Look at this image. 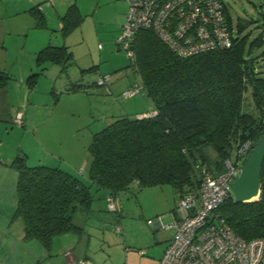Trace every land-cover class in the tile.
<instances>
[{
	"label": "trees",
	"instance_id": "16d2710c",
	"mask_svg": "<svg viewBox=\"0 0 264 264\" xmlns=\"http://www.w3.org/2000/svg\"><path fill=\"white\" fill-rule=\"evenodd\" d=\"M33 13L43 24L42 14ZM62 19L65 31L82 17L70 5ZM228 20L229 48L186 58L176 55L152 29L134 34L131 62L154 113L115 116L92 135L87 183L60 166H29L23 153L15 156L14 216L22 221L24 239L37 240L49 251L54 237L80 232L92 207V188L117 196L132 182L142 187L170 184L180 197L197 191L203 169L220 173L224 160L235 156L243 143L249 141L250 149L255 145L264 135V69L257 62L264 57V33L250 39L239 21L235 34ZM72 62L64 46L44 47L36 54L38 70L28 76V86L36 83L47 63L66 71ZM81 90V84L68 89ZM260 181L259 199L237 202L230 196L217 209L233 233L245 240L264 239V162Z\"/></svg>",
	"mask_w": 264,
	"mask_h": 264
},
{
	"label": "rangeland",
	"instance_id": "374dc122",
	"mask_svg": "<svg viewBox=\"0 0 264 264\" xmlns=\"http://www.w3.org/2000/svg\"><path fill=\"white\" fill-rule=\"evenodd\" d=\"M223 1L235 34H237V24L239 21L245 23L244 25L246 26L242 32H250V39L264 33V0ZM78 2L82 7L81 11L83 14H86L89 3L90 10L94 8V11L90 15L92 26L86 31L87 38L89 39L84 52L94 54L95 59L92 63L90 60H87L86 55L81 54L82 52L77 53L79 55H77L76 62L69 66L65 72H59L58 66L49 65V70L39 78L37 97L39 105L44 103H47L50 107L52 105L55 111L63 112V116L71 120L69 124L71 126L69 130L73 133L71 140H69L66 133L64 137L66 140H63V142L58 141L61 145L49 148L50 150L48 149L58 154L63 148L62 155L65 159L63 158L62 162L53 163L54 166H60L63 169L69 170L87 183L88 165L84 167V173L81 174L77 171L79 169L77 162L79 164L85 158L89 161L90 156L87 146L90 143L92 135L112 120L111 114L135 116L139 110L149 109L150 101L143 88L133 96L127 98L123 96V92L127 88L134 85L142 87L139 75L134 70L131 60L127 57L125 51L116 44L121 24H123L122 21L128 10L127 0H78ZM262 37H264V34H262ZM99 44L101 45L100 49L98 48ZM261 50L262 48L257 49L254 53L259 54ZM98 57L101 58L99 59L102 60L101 63H99ZM257 62L260 65V69H264V57L260 56L257 58ZM92 64L100 65V71L96 68H92L87 72L81 71V69H86ZM100 74L101 76L110 75V80L105 86L96 85L95 83L96 76ZM73 84H81L84 90H81L79 93L69 94L67 91ZM106 86L110 87L111 94L106 92ZM248 95L245 100L249 104H247V107L250 106V91H248ZM104 98L108 101L109 98L114 100L111 99V101L106 103L104 102ZM71 105L76 106L77 109L70 110ZM6 128H2L3 130L0 128V131L1 134H6L5 130H7V133H9L8 140L20 142L22 138L21 142L24 147L26 143L29 146L30 141H32V145L28 149L30 158L27 164L29 166L37 164L49 165L41 161V163H38V153L40 150L35 149L33 138L30 135L27 136L28 134H24L23 128L10 123L6 125ZM26 131L32 132V129L26 128ZM1 134L0 141L2 139L1 136H3ZM21 153L22 151H19L17 154ZM66 161L73 163L74 165L71 166H75L76 168H68L64 164H67ZM243 161L244 159L241 162ZM91 191L94 198L92 208L96 210L94 214L98 218L96 221L100 223L99 230L101 231L104 225H106V229L104 230L105 241L100 236L101 241H97L94 244L96 248L90 253L92 261L95 264H126L122 234L115 232L113 229L118 224L117 219L121 213V217L126 218L128 226L130 225L128 227L129 233L126 236L134 240V243L130 245L132 254L129 255L127 264H154V258L157 255V248L159 246L156 243V239L160 236L171 234L172 230L156 229L155 224L153 222L148 223L147 219L154 220L158 216H161L162 223H171L173 216H171L169 204H172L173 200L176 199V189L170 184L142 187L136 182H132L128 189L120 191L117 194L119 204L123 205L120 213L111 212L106 209L103 190L92 188ZM141 210L144 211V216L141 214ZM82 217L83 215L77 217V222H81ZM87 219L93 218L89 216ZM121 226L126 229V225L124 226L121 223ZM116 240L117 243L119 242L118 244ZM33 241L32 243L34 244L31 252L27 245L26 251L21 255L15 252V257L11 253L2 252L0 249V264H35V260L39 261L38 264H49L48 259L45 258L46 251L37 240ZM57 264H61V262L59 261Z\"/></svg>",
	"mask_w": 264,
	"mask_h": 264
},
{
	"label": "crops",
	"instance_id": "0c3cea01",
	"mask_svg": "<svg viewBox=\"0 0 264 264\" xmlns=\"http://www.w3.org/2000/svg\"><path fill=\"white\" fill-rule=\"evenodd\" d=\"M70 5H75L77 7L82 19L78 24L70 26L63 31L62 16L66 13ZM89 7H87L86 14H83L81 11L82 7L78 0H0V128L5 129L8 123L16 124L19 128H23V133L33 138L35 149L37 148V150L42 152L41 154L40 152L38 153V163L44 162L50 166H54L53 163L62 162L63 158L65 159L62 155L63 148L58 154L49 151V148L61 145L58 141H65L66 139L64 137L66 133L69 140H71L73 135L69 130L71 128L69 125L71 123L70 118L64 117L63 112L55 111L52 105L51 107L47 103L39 105L37 97L39 78L49 70L50 66H58L59 72L65 71H62L61 66L58 64L47 63L46 70L38 76L36 83L32 87L28 86L27 79L33 71L38 70L36 66L37 52L48 45L56 47L64 46L73 58L71 65L76 62L77 55H79L77 53L81 52L82 55H86L88 61L90 60L93 63L95 55L90 52H84L86 43L89 39L87 38L86 31L92 26L90 15L91 12L94 11V8L90 10ZM33 11H38L42 14L43 24H39ZM124 19L122 23H124ZM99 45L98 48L100 49ZM99 57L97 59L100 61L99 63H101L102 60H99L101 59ZM92 68H96L100 71V65L98 64H92L86 69H81V71L87 72ZM101 74L96 76L95 83ZM109 80L110 75L106 83ZM106 83L101 86H105ZM67 92L69 94H75L80 91ZM106 92L111 94L110 87L106 86ZM111 99L109 98V101H111ZM104 100L106 103L109 102L105 98ZM148 100L150 101L149 98ZM74 109H77L76 106L71 105L70 110ZM19 111L22 112L21 124H17L14 120L16 113ZM152 111H154V109L150 101L149 109L139 110L135 115H141ZM115 116L120 115L111 114V118ZM26 128L32 129V132H27ZM5 131L6 134H1L0 131V134L3 135L0 141V249L2 252L11 253V255L15 257L14 253L18 252L19 255L23 254V252L26 251L27 245L31 252L34 244L32 242L34 241L32 239H24L22 221L20 218L14 216L16 206L15 179L17 172L11 163L19 151H22L27 161L29 160L30 155L28 149L31 147L32 141H30L29 146L26 143L24 147L21 142L22 138L20 142H12L8 140L9 133H7V130ZM43 154L45 155L43 156ZM66 162L67 164H64L67 165L68 168H76L75 166H71L74 164L70 161ZM77 165H79L77 171L83 174L84 167H87V165L89 166V161L85 158L82 159L79 164L77 162ZM175 193L176 199L173 200L172 204H169L170 213L173 217L174 209L179 198V194L176 191ZM107 195L108 194L105 192L103 193L106 209ZM122 209L123 205L120 204L118 212L120 213ZM95 211L96 210L91 207L88 217L90 216L93 219H87V217L82 224V230L80 232H68L53 238L51 249L45 252V258L48 259L49 264H57L59 261L61 264H78L83 260L95 264L90 257V253L96 248L94 244L97 241H101L100 236H102V240L104 239L105 241L104 230L106 229V225H104L103 229H101V231L99 230L100 223L96 221L98 218H96L97 215L94 214ZM141 214L144 216L145 213L143 210H141ZM117 220L119 225L117 224L116 226L121 228L118 233L122 234V244L125 250L127 264L129 255L132 254L130 245L134 243V240L126 236L127 233H129L128 227H130V225L128 226L126 218L121 217L120 213ZM121 223L124 226L126 225V229L122 228ZM153 223L156 229L172 230L171 234L160 236L156 239V243H158L159 246L157 248V255L154 258V264H158L164 249L173 235V228L166 227L168 224L162 223V217L161 224L155 219ZM38 262V260L34 261L35 264H38Z\"/></svg>",
	"mask_w": 264,
	"mask_h": 264
},
{
	"label": "built area",
	"instance_id": "2783aa9c",
	"mask_svg": "<svg viewBox=\"0 0 264 264\" xmlns=\"http://www.w3.org/2000/svg\"><path fill=\"white\" fill-rule=\"evenodd\" d=\"M128 10L116 44L134 60L131 43L139 29L154 33L182 58L231 46L232 31L223 0H127ZM101 47V45H99ZM109 75L100 76L96 84L103 85ZM141 90L139 85L125 89L124 97ZM144 113L140 116H149ZM15 122L22 123V112ZM250 150L243 143L235 156L224 160V168L213 174L202 170L200 185L195 192L179 197L174 217L166 227L173 228L158 264H264V239L245 240L229 228L217 209L232 196L231 182L240 172L242 159ZM107 209L118 212L120 204L115 195H107ZM161 224V216L155 219ZM154 220L148 219V223ZM120 227H114L120 232ZM142 253V251H141ZM78 264H91L86 260Z\"/></svg>",
	"mask_w": 264,
	"mask_h": 264
},
{
	"label": "water",
	"instance_id": "95a60500",
	"mask_svg": "<svg viewBox=\"0 0 264 264\" xmlns=\"http://www.w3.org/2000/svg\"><path fill=\"white\" fill-rule=\"evenodd\" d=\"M262 162H264V135L245 155L239 174L230 184L235 201L248 202L259 199ZM254 197L256 199H252Z\"/></svg>",
	"mask_w": 264,
	"mask_h": 264
},
{
	"label": "bare ground",
	"instance_id": "6f19581e",
	"mask_svg": "<svg viewBox=\"0 0 264 264\" xmlns=\"http://www.w3.org/2000/svg\"><path fill=\"white\" fill-rule=\"evenodd\" d=\"M252 199H256V197L252 198ZM161 259V258H160Z\"/></svg>",
	"mask_w": 264,
	"mask_h": 264
}]
</instances>
